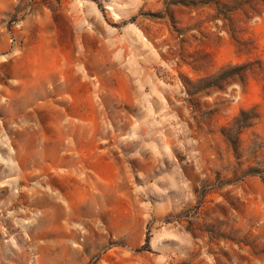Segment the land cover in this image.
<instances>
[{"label":"rangeland","instance_id":"1","mask_svg":"<svg viewBox=\"0 0 264 264\" xmlns=\"http://www.w3.org/2000/svg\"><path fill=\"white\" fill-rule=\"evenodd\" d=\"M0 264H264V0H0Z\"/></svg>","mask_w":264,"mask_h":264}]
</instances>
